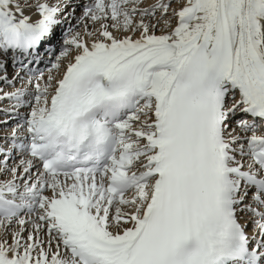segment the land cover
Returning <instances> with one entry per match:
<instances>
[{"label": "snow or ice", "instance_id": "6c2138e0", "mask_svg": "<svg viewBox=\"0 0 264 264\" xmlns=\"http://www.w3.org/2000/svg\"><path fill=\"white\" fill-rule=\"evenodd\" d=\"M0 264H264V0H0Z\"/></svg>", "mask_w": 264, "mask_h": 264}]
</instances>
